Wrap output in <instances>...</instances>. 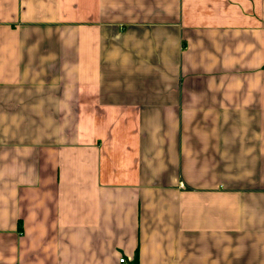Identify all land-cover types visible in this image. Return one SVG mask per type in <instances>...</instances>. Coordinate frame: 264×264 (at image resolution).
<instances>
[{
    "label": "crops",
    "instance_id": "crops-1",
    "mask_svg": "<svg viewBox=\"0 0 264 264\" xmlns=\"http://www.w3.org/2000/svg\"><path fill=\"white\" fill-rule=\"evenodd\" d=\"M264 264V0H0V264Z\"/></svg>",
    "mask_w": 264,
    "mask_h": 264
},
{
    "label": "built area",
    "instance_id": "built-area-1",
    "mask_svg": "<svg viewBox=\"0 0 264 264\" xmlns=\"http://www.w3.org/2000/svg\"><path fill=\"white\" fill-rule=\"evenodd\" d=\"M119 263H120V264H125V260H124V258H120V259H119Z\"/></svg>",
    "mask_w": 264,
    "mask_h": 264
}]
</instances>
